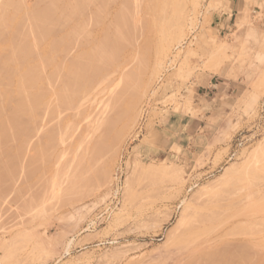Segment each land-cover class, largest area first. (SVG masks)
<instances>
[{"label":"rangeland","instance_id":"374dc122","mask_svg":"<svg viewBox=\"0 0 264 264\" xmlns=\"http://www.w3.org/2000/svg\"><path fill=\"white\" fill-rule=\"evenodd\" d=\"M1 1L0 6L6 3L4 7L8 8V17L1 16L0 11L1 19L5 20L14 16L10 15L16 6L26 16L24 12L29 10L39 13L40 7L43 12L50 4L48 2H51L19 0L17 3L18 0H9L16 4L11 3L14 6L11 9L8 0ZM62 1L56 7L59 10L57 18L63 15L62 23L70 18L69 9L63 8L71 5L72 8L77 5L79 9L85 5V8L69 19L71 22L67 20L70 24L61 27L56 37L64 38L63 35L69 34V28L72 29L76 22L75 26L81 23L86 29L85 32L83 27L74 29L76 32L79 28L83 29L79 32L84 37L80 33L76 34L74 40L77 41L71 40V34L68 37L72 46L70 49L68 44L69 55H63L67 51L64 47L66 43L56 49L57 52L54 51L57 62L62 59L61 63L66 62L68 66L85 49H92L93 43L95 46V42L102 38L104 30L114 28L117 13L127 16V23L135 24L132 25L136 31L130 27L136 33L131 34L133 39L135 37V44L130 40L134 48L127 45L124 54L121 53L117 59L119 66L116 63L109 66V70L105 69L101 76L103 79L99 76L87 92L81 93L78 100L75 99L70 110L69 107L64 109L65 106L63 109L58 108L56 95L50 96L49 102L53 97V104L50 102L47 108L53 109L51 105L56 103L54 108H58L59 113L55 112L58 118L52 115L55 121L51 120L48 125L52 116L47 114L49 109L42 108L44 110L40 111L39 116L43 117H38L39 123L36 121L37 125H33L37 131L35 135L42 134L26 139V144L29 143L27 148L25 143L21 145L25 144L24 148H20L21 140L9 143L13 150L19 147L22 153L25 151V155L19 152L21 157L25 159L30 156L31 161V158L40 154L36 153L39 147L44 152L43 144L51 142L52 138L46 142L47 138L43 134L49 131L53 134L52 131H55L56 137L50 144L54 145H49L51 149L47 146L51 156L45 152L49 160L48 157L44 160V155L41 157L46 164L43 165L41 159L42 163L38 164L37 157L33 158L36 164L31 162L35 167L38 166L32 167V171L35 168L32 175L31 170L24 171L29 164L32 166L31 163L25 165L28 159L20 157L24 161L19 162L22 163L20 167L24 169L21 170L24 176L18 164L15 166L18 172L16 170L13 173L17 174L16 178L11 177L16 181V184L12 181L13 189L10 190L11 184L8 185L11 178L6 180L8 183L4 180L5 183L0 184L2 189L10 191L7 194L0 191V264H182L186 258L178 254L169 239L182 230L179 222L185 205L193 203L192 200L205 192V188L206 192L217 188L220 190L229 185L225 186L227 182L234 181L235 184L243 183L240 185L242 191L238 185H234L238 190L233 188L237 193L241 191L239 198L235 192H230L238 198L234 199L237 203L241 201L236 209L247 210L243 211V214L246 212L247 220L245 229L244 225L242 228L244 232L240 231V234H244L247 229L246 232L252 234H247L248 237H245L246 234L230 237L232 243L228 247L236 246V249L239 246L240 249L239 240L242 239L244 247L247 245L249 249H245L246 255H250L249 261L252 263L257 260L253 263L263 264L264 0H150L151 3L149 0H104L103 3V0H88L91 6L83 0L85 4L81 3V7L77 4L80 0H69L70 4L66 3L67 0ZM72 1L77 2L74 4ZM175 6H178L177 10ZM83 13V18L79 17L78 21V16ZM160 23H163V27ZM170 23H173V27ZM166 30H169L168 33ZM162 36H165L164 42L160 41ZM78 42L84 44L78 46ZM51 54L55 55L53 51ZM70 55L71 58L76 57L75 60L68 58ZM62 64L64 68L60 70H65ZM51 71L53 68L48 66L45 74ZM55 78L59 80H55V83L52 81L53 90L59 89L63 79ZM126 79L130 82L133 80L130 84L134 87L129 85L125 88ZM51 87L49 84L44 88L51 91ZM48 115L50 118L47 122L45 117ZM111 119H117L114 125ZM58 120L62 121L61 124ZM29 134L31 137L32 132ZM35 139L40 140L37 143ZM34 140L36 143H32ZM32 144L36 146L31 147ZM30 147L35 149L31 150ZM33 151L35 156H31ZM246 173L252 175L251 178ZM238 177L242 180L237 181ZM252 192L257 193H254L255 201L249 199L251 194L253 196ZM250 200L252 204H248ZM253 212L255 217L252 216ZM248 217L253 219L249 221ZM257 220L262 221L256 225ZM258 228L263 231L259 233ZM259 239L260 242H256ZM201 261L198 259L195 262L194 259V264Z\"/></svg>","mask_w":264,"mask_h":264},{"label":"bare ground","instance_id":"6f19581e","mask_svg":"<svg viewBox=\"0 0 264 264\" xmlns=\"http://www.w3.org/2000/svg\"><path fill=\"white\" fill-rule=\"evenodd\" d=\"M4 1V0H3ZM9 1V0H8ZM10 1H12V0H10ZM7 2V0L5 1V2H7V3H10V4H8V6L9 5H11V3H14V1L13 2ZM21 1V0H20ZM60 1V0H59ZM58 0H51V2H48V3H50V4H48V7L46 8V9H44V11H43V9H42V11L43 12H41V7L38 9V11H39V13L37 12V11H31L30 12V10L28 11V12H24V13H27V14H30V15H28L27 16V14H26V16L24 15V14H22V12H21V9H20V11L18 10L19 9V7L18 6H16L17 8H16V10H18L19 11V13H20V15H19V13H18V11L16 12V10L14 11V10H12L11 12H13V14L11 13V17H12V15H14L12 18H6V20H5V18H3V19H1V17H0V20L2 21V23H1V21H0V27H1V29L0 30H2L1 32H0V184L2 183V182H4V180L6 181H9V179L12 177V178H16L15 177V175H17V174H13L16 170H15V166L16 165H18L19 164V162H20V160H21V162L23 163L24 161H22V159L21 158H23L24 159V156L23 157H21V155L23 154V153H25V151H23L22 149L24 148V145L26 144V139H28V138H34L35 136H37V135H35V134H37V131H35L34 129H33V127L34 126H36L37 124H36V121L39 119L38 117H41V116H39V113H40V111L41 110H44V109H42V108H46V109H49V108H47V106L49 107L50 105H48L50 102L53 104V101H52V99H54L53 97L51 98V101L49 102V99H50V96H52V95H56V97H55V101L58 103V108H60V109H63L64 108V106H65V108L64 109H66V107H69V110H70V105L72 106V105H74L73 104V102L75 101V99H77L78 100V98H79V95L82 93L83 94V92L85 91V92H87V89L88 88H90V86H91V84L95 81V80H97L98 79V77L100 76H102L103 77V75L104 74H102L103 73V71L106 69V71H107V69L109 70V66H113V65H115L117 62H119L117 59H118V57L120 56V54L122 53V54H124L123 53V50L125 49V48H127L128 46L127 45H129V47L131 48L132 47V41H133V43L135 44V42H134V39H135V37H134V39H133V35H131V34H133L134 33V35H136V33H135V31H136V29H135V26L133 27V25H135V24H131L130 22H128L127 23V20L125 19L126 17L123 15V14H121L120 15V13H117V15H118V17H117V21L115 22V23H113V29H106V31L104 32L103 31V36H101L102 38H100L97 42H95V46H94V43H93V48L92 47H90V48H92V49H89V51H86L87 49H85V51H83L82 53H81V55H79L78 53H76V54H78L79 56V59H78V57L76 58V57H74V58H76V60L74 59V58H71L72 56L70 55V57H68V58H71V59H74L75 61H73L72 60V63H68V66H67V64H65V63H63L64 65H65V70H62L64 67L63 66H61V62H63L62 61V59L60 60V62H57V59H56V53L54 52L56 49L58 50L59 49V47H62V46H64V44H65V50H67L66 51V53L68 52L69 53V51H68V49L70 48H67L68 47V44L71 46V44H70V42H69V39H68V37L70 36L71 37V35H72V37H71V40L72 41H77V40H74L75 38V35L77 34V35H80L81 33L79 32V30H83V29H80L81 27H83V25H81V23L79 24L78 23V26H75V25H77L76 23H75V25H74V27L71 29V28H69L70 30H71V32L68 34H66V35H63L64 36V38H65V36H67L66 37V39L68 40H65L62 36H60V37H56V33H57V31H59V29L61 28V27H67V25L68 24H70V23H68V21L69 22H71L70 20H71V18L73 17V16H75V15H78V14H80V11L79 10H83L84 8H85V3L83 2V0H82V2H81V0L80 1H78V6H80V4L82 3H84L83 5L81 4V6H83V8L82 9H79V7L77 8V5H73V6H76V8H72V5H71V7H69L68 6V8H63L64 10L66 9V10H68L69 9V11H67V12H69V14H68V16H70V18H66V23L65 22H61L62 21V19H61V16H63V15H61L60 16V19L59 18H57V12H59V10L56 8V7H58V3H61V1L59 2ZM85 1H87V4L89 3L88 2V0H85ZM95 1H99V0H95ZM114 1V0H113ZM150 1V0H149ZM160 1V0H159ZM165 1V0H164ZM17 3L19 2V0L18 1H16ZM24 2H25V0H24ZM23 2V3H24ZM47 2V1H46ZM73 2V1H72ZM77 2V1H76ZM75 2V3H76ZM80 2V3H79ZM102 3L104 2V0L103 1H101ZM109 2V1H108ZM111 2V1H110ZM21 3V2H20ZM19 3V4H20ZM57 3V4H56ZM62 3H63V5H64V2L62 1ZM61 3V4H62ZM66 3H69L70 4V2H69V0H67V2ZM74 3V2H73ZM74 3V4H75ZM105 3H107L106 1H105ZM104 3V5L106 6L107 4H105ZM150 3H151V1H150ZM158 3V2H157ZM162 3V2H161ZM164 3V2H163ZM166 3V2H165ZM177 3V2H176ZM176 3L174 4V5H176ZM0 4H2V1L0 2ZM44 4V3H43ZM46 4V3H45ZM90 4V3H89ZM111 4H113V3H111ZM12 5H16L15 3L14 4H12ZM11 5V6H12ZM23 5V4H22ZM27 4H24V6H26ZM35 5H37V3L35 4ZM50 5V6H49ZM92 4H90V6H91ZM156 5V4H155ZM165 5V4H164ZM173 5V6H174ZM180 5V4H179ZM2 6V5H1ZM0 6V8H2L0 11H1V16H4V17H6L7 15H9V14H6V9H8V8H5L4 6H7V4L5 3L2 7ZM62 6V5H61ZM65 6V5H64ZM66 6H67V4H66ZM80 6V7H81ZM86 6H88V5H86ZM94 6V5H93ZM96 6V5H95ZM98 6V5H97ZM96 6V7H97ZM102 6V5H101ZM161 6V5H160ZM14 6H12V7H10L9 6V8H13ZM21 7V6H20ZM37 7V6H36ZM99 7V6H98ZM103 7V6H102ZM151 7V6H150ZM154 7H156L157 8V6H154ZM163 7H165V6H163ZM167 7V6H166ZM176 7V6H175ZM178 7V6H177ZM177 7L176 8H174V9H176L177 10ZM26 8V7H25ZM24 8V9H25ZM59 8H61L60 6H59ZM5 9V10H4ZM14 9V8H13ZM37 9H35V10H37ZM100 9V8H99ZM123 9V8H122ZM166 8H164V10H165ZM86 10V9H85ZM84 10V11H85ZM87 10H88V8H87ZM101 10V9H100ZM153 10H154V8H153ZM161 10V9H160ZM163 10V11H164ZM3 11H5V14H3L2 15V13H3ZM96 11V10H95ZM94 11V15H95V18H97L96 17V12ZM103 11V10H102ZM7 12H9V11H7ZM61 12H64V11H62L61 10ZM83 12V11H82ZM81 12V13H82ZM161 12V11H160ZM179 12V11H178ZM65 13H66V11H65ZM78 13V14H77ZM102 13V12H101ZM100 13V14H101ZM104 13V12H103ZM16 14V15H15ZM128 14V13H127ZM163 14V13H162ZM60 15V14H59ZM83 15H84V13L83 14H81V16H78V21H79V17H82L83 18ZM91 15L93 16V13H91ZM102 15V14H101ZM120 15V16H119ZM67 16V15H66ZM86 16H88V15H86ZM99 16V15H98ZM8 17V16H7ZM59 17V16H58ZM65 17V16H64ZM64 17H63V21H64ZM100 17V16H99ZM77 18V17H76ZM75 18V19H76ZM88 18H89V16H88ZM87 18V19H88ZM95 18H94V16H93V19L95 20ZM116 18V17H115ZM119 18V19H118ZM129 18V17H128ZM70 19V20H69ZM98 19V18H97ZM96 19V20H97ZM59 20V21H58ZM68 20V21H67ZM83 20H85V19H83ZM89 20V19H88ZM88 20H86L85 22H87ZM115 20V19H114ZM73 21V20H72ZM92 21V20H91ZM99 21V20H98ZM101 21V20H100ZM81 22V21H80ZM94 22V21H93ZM120 22V23H119ZM68 23V24H67ZM73 23V22H72ZM96 23V25H97V22H95ZM65 24H67V25H65ZM82 24H84V22L82 23ZM85 24H87V23H85ZM84 24V25H85ZM146 24V23H145ZM144 24V25H145ZM161 25L163 24V23H160ZM169 24V23H168ZM171 25V27H173V23H170ZM175 24V23H174ZM88 25H89V23H88ZM93 25V24H92ZM95 25V26H96ZM157 25H158V23H157ZM178 25V24H177ZM141 26H142V24H141ZM165 26V25H164ZM64 27V28H65ZM78 27H80L79 29H78V31L76 32V30H77V28ZM92 27V26H91ZM107 27V26H106ZM108 27H109V24H108ZM133 28L134 30H132L131 28ZM144 26H142V29L144 30V28H143ZM146 27V26H145ZM162 27H163V25H162ZM161 27V28H162ZM177 27V26H176ZM63 28V29H64ZM84 28V32H85V29H86V27L84 26L83 27ZM93 28H94V26H93ZM148 28V27H147ZM166 28H167V26H166ZM168 28H170V27H168ZM74 29H76V30H74ZM91 29V28H90ZM158 29V28H157ZM65 30V29H64ZM73 30L75 31L74 33H73ZM95 30V29H94ZM132 30V31H131ZM155 30V29H154ZM170 30H171V28H170ZM62 31V30H61ZM60 31V32H61ZM89 31V30H88ZM88 31H86V32H88ZM149 31V30H148ZM162 30H160V32H161ZM165 31V30H164ZM167 31V33H168V31L169 30H166ZM132 32V33H131ZM171 32V31H170ZM63 33V32H62ZM78 33H80V34H78ZM89 34L91 33V32H88ZM88 33H84V34H87L88 35ZM149 33V32H148ZM155 33V32H154ZM166 33V32H165ZM61 34V33H60ZM71 34V35H70ZM73 34H74V36H73ZM164 34V33H163ZM162 34V35H163ZM55 35V36H54ZM102 35V34H101ZM83 36V34H81V37ZM161 36V35H160ZM69 37V38H70ZM76 37H78V36H76ZM80 37V38H81ZM84 37V36H83ZM96 37V36H95ZM164 37L165 36H162V39H160V41L161 40H163L162 42H164ZM86 38V37H85ZM131 38V39H130ZM78 39V38H77ZM70 40V41H71ZM83 40V39H82ZM97 40V39H96ZM130 40H132V41H130ZM80 41H81V39H80ZM87 41H88V39H87ZM91 41V40H90ZM93 41V40H92ZM83 42H86L85 40L83 41ZM94 42V41H93ZM130 42V44H128ZM80 44H84V43H79L78 42V46H80ZM88 44V43H87ZM133 44V45H134ZM162 44V43H161ZM131 45V46H130ZM143 45V44H142ZM77 46V47H78ZM83 46H86V44L85 45H83ZM64 47H63V49H64ZM74 48H76V46L74 47ZM78 48H80V47H78ZM85 48V47H84ZM132 48H134V47H132ZM37 49H38V51H37ZM63 49L61 50V51H63ZM70 49H72V46H71V48ZM69 49V50H70ZM77 49V48H76ZM147 49V48H146ZM57 50H56V52H57ZM64 50V51H65ZM39 51H41V52H39ZM52 51H53V53L55 54V55H52L51 53H52ZM63 51V52H64ZM75 51V50H74ZM138 51V50H137ZM143 51V50H142ZM150 51V50H149ZM63 52H62V54H63ZM145 52H147L146 50H145ZM65 53V54H66ZM63 54L64 56H67V55H69V54ZM58 54H60V55H62L61 53H58ZM58 54H57V56H58ZM145 54V53H144ZM140 55V54H139ZM77 56V55H76ZM121 57H123V56H121ZM62 58H63V56H62ZM65 58V57H64ZM120 58V57H119ZM59 59V58H58ZM145 59V58H144ZM68 61H71L70 59L68 60ZM143 62V61H142ZM147 62V61H146ZM145 62V63H146ZM59 63H61V64H59ZM62 64V65H63ZM120 64V63H119ZM122 64V63H121ZM60 65V66H59ZM52 67L53 68V71H51L49 74H45V69H46V67ZM106 66H108V68L106 67ZM116 66H119L118 65V63H117V65ZM61 67H63L61 70H60V68ZM111 68H113V67H111ZM117 69H118V67H117ZM116 69V70H117ZM63 71V72H62ZM115 71V70H114ZM113 71V72H114ZM104 73H106V72H104ZM133 74V73H132ZM131 74V75H132ZM106 75V74H105ZM131 75H129V76H131ZM55 77H60V79L61 78H63V79H61V86H58V88L59 89H57V90H53L52 88L53 87H51V84L53 85V83H55V80H57L58 78H55ZM101 77V78H102ZM126 78H128L127 76H126ZM130 78V77H129ZM128 78V79H129ZM103 79V78H102ZM54 80V82L52 83V81ZM59 80V79H58ZM125 80V79H124ZM127 80V79H126ZM130 80V79H129ZM128 81V80H127ZM132 81L133 80H131V82L130 81H128L127 82V84H126V82H125V88H127L126 86H128L129 87V85H131L130 83H132ZM58 82H56V84H57ZM134 83V82H133ZM49 84H50V87H51V89L53 90H51L50 91V89H47V91H46V88H44L46 85H48L49 86ZM94 84V83H93ZM92 84V85H93ZM135 84V83H134ZM57 85H60L59 83L57 84ZM57 85L55 86V89H56V87H57ZM132 87H134V85L132 84L131 85ZM130 86V87H131ZM131 87V88H132ZM49 88V87H48ZM91 91V90H90ZM84 92V93H85ZM81 97V96H80ZM76 100V101H77ZM59 101H60V103H59ZM78 102V101H77ZM54 104V105H55ZM54 105H51L52 106V108L53 109H49L48 111L49 112H47V114L49 113V115H53V116H55V118L57 117V115H55V112H57L58 110V108H54ZM59 105H60V107H59ZM62 105V106H61ZM131 105H133V104H131ZM45 106V107H44ZM63 107V108H62ZM74 108H75V106H73ZM84 107V106H83ZM68 109V108H67ZM51 110H53V111H51ZM55 110V111H54ZM68 110V111H69ZM73 110V109H72ZM71 110V111H72ZM45 112V111H44ZM50 112H52V113H50ZM65 112V111H64ZM57 113H59V111L57 112ZM66 113H68V112H66ZM83 113V112H82ZM41 114H43V113H41ZM40 114V115H41ZM46 116L45 118H47V119H45V120H47V122H48V118H50V116ZM78 115V114H77ZM83 115V114H82ZM53 116L51 117V118H53ZM43 117V116H42ZM41 117V118H42ZM62 117H64V116H62ZM80 117V116H79ZM40 118V119H41ZM50 118V120H49V124L48 125H50V121L51 120H54L55 118H53V119H51ZM58 118V117H57ZM86 118V117H85ZM87 119V118H86ZM62 120V119H61ZM114 120L115 119H113V121H112V119L110 120V121H112L111 122V124L114 122ZM117 120V119H116ZM115 120V121H116ZM38 121H40V120H38ZM37 121V122H38ZM55 121V120H54ZM57 122H59V120L57 121ZM60 122H62V121H60ZM59 122V123H60ZM39 123V122H38ZM40 123H42V120H41V122ZM44 123V122H43ZM52 123H53V121H52ZM55 123V122H54ZM115 123V122H114ZM114 123H113V125H114ZM34 124H36V125H34ZM61 124V123H60ZM108 124H109V122H108ZM34 125V126H33ZM38 126H40V124L38 125ZM46 126V125H45ZM60 126V125H59ZM110 127H112V125H110ZM114 127V126H113ZM46 128V127H45ZM44 128V129H45ZM48 128V127H47ZM52 128V127H51ZM32 129V130H31ZM37 129H39L38 127H37ZM54 129V128H53ZM56 129H57V127H56ZM111 129V128H110ZM33 130H34V132H36V133H34L33 132ZM43 130V129H42ZM46 130V129H45ZM44 130V131H45ZM48 130H49V128H48ZM58 130V129H57ZM39 131V130H38ZM30 132H32V134H34V135H32L31 134V137H30ZM40 132H43V131H40ZM48 132V131H47ZM53 132V134L52 133H50V131L48 132V133H50L49 134V136L45 133V134H43L46 138H47V140H46V142L48 141V139H50V138H52L51 139V142H52V140H54V138L56 137L55 135H54V130L52 131ZM59 132V131H58ZM42 133H40V135H41ZM57 134V133H56ZM29 135V136H28ZM40 135H39V133H38V136L37 137H40ZM50 135H52V136H50ZM32 136H34V137H32ZM57 136H58V134H57ZM44 138V137H43ZM43 138H41V139H43ZM19 140H21L22 142H20ZM24 140V141H23ZM36 140V139H35ZM35 140H34V142H32V143H38V140H40V139H37L36 140V142H35ZM11 141H15V143L17 142V141H19L20 142V148L21 147H23L21 150L23 151V153L20 151V149H19V147H18V149H16V150H13L12 149V147H10L9 146V143L11 142ZM31 141H33V140H31ZM42 141V140H41ZM50 141V140H49ZM29 142V141H28ZM51 142H48V143H46V145H44L43 144V148H45V149H43L44 150V152L42 151H40V147H39V151L37 150L36 151V153L38 152V153H40L39 155H37V156H35V154H34V152L35 151H33V154H31V156H35V157H37V158H35V157H33V158H35V159H37L36 160V162L39 164H41L42 162H43V165L44 164H46V163H44V160H46L47 159V157L48 156H46V155H48V154H46V153H49V152H47V150L48 151H50V146H53V145H50L51 144ZM55 142V141H54ZM23 143H25L23 146H21ZM53 143V142H52ZM56 144V143H55ZM16 145V144H15ZM18 145V146H19ZM27 145H29V143L28 144H26V146H25V148H27L28 146ZM35 144H32L31 145V147L32 146H34ZM38 145V144H37ZM50 145V146H49ZM17 146V145H16ZM36 146V145H35ZM47 146H49V148L47 149ZM30 147V148H31ZM14 148V147H13ZM17 148V147H16ZM33 149H35V147L33 148ZM32 148H31V150H33ZM30 151V150H29ZM22 153L21 155H20V153ZM46 152V153H45ZM18 153H19V155H18ZM37 153V154H38ZM29 154V153H28ZM53 154V153H52ZM18 155V159H16V157L15 156H17ZM23 155H25V154H23ZM42 155H44V160L41 158V157H43ZM49 155H50V153H49ZM51 156V155H50ZM10 157V158H9ZM15 157V158H14ZM21 157V158H20ZM29 158H30V156H28ZM40 157V158H39ZM6 158V159H5ZM29 158H27V157H25V159L24 160H27L26 161V163H24L25 165L29 162V163H31V165L32 166H30V164L28 165L29 167H26L25 168V166H24V164H23V166H24V168H25V170L24 171H26V170H31V169H33L32 167H35V164H36V162H35V159H34V161H32L33 160V158H31V161L32 162H34V163H32L30 160H29ZM51 158V157H50ZM42 160V162H41V160ZM19 160V161H18ZM47 160H49V157H48V159ZM17 162L18 161V163H14V162ZM45 162H50V161H45ZM14 163V164H13ZM22 163H20L19 164V171H21L22 169H21V167H22ZM34 164V165H33ZM247 165V164H246ZM13 166V167H12ZM21 166V167H20ZM38 166V165H37ZM36 166V167H37ZM35 167V168H36ZM42 167V166H41ZM13 168H14V171H13ZM28 168V169H27ZM30 168V169H29ZM35 168H34V170L33 171H35ZM39 168V167H38ZM243 168V167H242ZM249 168V167H248ZM247 168V169H248ZM251 168V167H250ZM246 169V170H247ZM253 169V168H252ZM40 170V169H39ZM257 170V169H256ZM11 171H13L12 172V174H13V176H11L12 174H11ZM32 170H31V174L33 175L35 172H33ZM235 171V170H234ZM234 171H232V174H233V172ZM238 171V170H237ZM254 171V170H253ZM258 171V170H257ZM256 171V172H257ZM16 172H18V170L16 171ZM38 172V171H37ZM239 172V171H238ZM255 172V173H256ZM20 173H24V172H20ZM235 173V172H234ZM240 173V172H239ZM244 173H245V171H244ZM243 173V174H244ZM255 173H253V174H255ZM259 173V172H258ZM11 174V175H10ZM30 174V175H31ZM229 174V173H228ZM230 174H231V171H230ZM236 174V173H235ZM246 174H248L249 175V173H246ZM250 174H251V172H250ZM257 174V173H256ZM10 175V176H9ZM18 175H19V173H18ZM29 175V174H28ZM31 175V176H32ZM237 176H238V174H236ZM235 175V176H236ZM248 175H246V176H248ZM258 175V174H257ZM261 175V174H260ZM22 176H24V174L22 175ZM26 176V175H25ZM232 176V175H231ZM250 176V175H249ZM252 176V175H251ZM251 176L249 177V178H251ZM228 177H230V176H228ZM258 177V176H257ZM257 177H253V178H257ZM9 178V179H8ZM10 179L11 181H10V183H8L7 181V183H8V185L9 184H11V186H10V190L11 189H13V188H11V187H13V182L12 181H14V183L16 184V181L14 180V179ZM28 178H30V176L29 177H27V179ZM231 178V177H230ZM233 178V177H232ZM236 178V177H235ZM248 178V177H247ZM19 179V178H18ZM228 180H229V178H227ZM226 179V180H227ZM234 179V178H233ZM238 179V180H237ZM236 180L237 181H241L242 180V178H240L241 180H239V177L237 178ZM245 179V178H244ZM18 181V180H17ZM21 181V180H20ZM223 181H224V179H223ZM233 181V180H232ZM12 182V183H11ZM222 182V181H221ZM235 182V181H234ZM226 183L225 184V186L227 185V184H229L226 188L225 187H221V189L219 190V188H217L216 190H213V191H208V192H206V188L204 189L205 190V192L203 191V192H201L202 194H200L199 193V197L197 196V199L195 200H192V201H194L193 203L191 202V203H189V202H187V203H189V204H186L185 205V208H184V212H183V216H181V221L179 222L180 223V227H182V230L181 231H179V234H177V235H174L173 237H172V239H169L170 240V245L178 252V254H181L184 258H186V260L184 261V259L182 260L183 262H182V264L184 263V264H187V262L189 263V264H191L192 262V264H194L195 262H197V260L199 259V262H200V260H202L201 261V263L202 264H254V263H256L257 262V260H255V261H253L252 263H251V261H249L250 260V258H248V255L249 254H247L246 255V253H247V251L246 250H249V249H247L246 248V246L244 247V242H243V240L241 239V240H239V242H240V244H238V245H240L241 247H240V249L237 247L236 249H235V247H234V249H232L231 247L229 248L228 247V244L230 245L232 242H230L231 241V239H230V237H232V236H234L235 237V235L236 236H240L241 234V232L240 231H242V233L244 232L243 230H242V228H243V225L246 223L245 222V220H247L246 218H247V216H246V212L244 213L245 214V216H244V214H243V211H247L246 210V208H245V210H239V209H236V206H237V204L238 203H240L241 201L239 200V202L237 203V200L235 201L234 199H236L235 198V196H232V194L234 195V193H230L231 191H233V192H235V194H237L238 195V198H239V196H241V195H239V193H241V186L240 185H243V183L241 184L240 182V184H238V182H236L237 184H235V183ZM245 182V181H244ZM256 182H258V181H256ZM5 183V182H4ZM3 183V185H5ZM18 183H20V182H18ZM17 183V184H18ZM223 183V182H222ZM247 183V182H246ZM246 183H244V184H246ZM259 183V182H258ZM257 183V184H258ZM217 184V183H216ZM219 184V183H218ZM221 184V183H220ZM219 184V185H220ZM20 185V184H19ZM218 185V186H219ZM224 185V184H223ZM233 185V187H231V186ZM234 185H238V187H240V192L239 193H237L236 192V190H238V189H236V186H234ZM250 185V184H249ZM253 185V184H252ZM251 185V186H252ZM15 186V185H14ZM208 186V185H207ZM217 186V187H218ZM222 186V185H221ZM254 186V185H253ZM17 187V186H16ZM16 187H15V189H16ZM211 186H209L208 187V189L210 188ZM230 187L232 188V190L230 189ZM237 187V188H238ZM4 188H6V187H4ZM21 188V187H20ZM19 188V189H20ZM213 188H215L214 186H213ZM233 188H235V189H233ZM0 191H5V189H2V186L0 185ZM18 189V191H21V190H19ZM243 189V188H242ZM6 190H8L7 188H6ZM211 190H212V188H211ZM235 190V191H234ZM248 190V189H247ZM253 190H254V188H253ZM2 191V192H3ZM244 191V190H243ZM6 192H10V191H5V194H7ZM16 192H17V190H16ZM199 192V191H198ZM251 193V192H250ZM253 193V192H252ZM256 195H257V193L256 192H254ZM254 193H253V196H252V194L250 195L249 193V197H248V195L246 196V197H248L249 199H251V200H256V199H254L253 197H256V196H254ZM10 194V193H9ZM13 194H15V191L12 193V195ZM17 194V193H16ZM20 194V193H19ZM198 194V193H197ZM263 194V193H262ZM3 195H4V193H3ZM264 195H262V197H263ZM0 197H1V195H0ZM13 197V196H12ZM14 197H16V195H14ZM234 197V198H233ZM246 197H245V199H246ZM252 197V198H251ZM258 197H259V195H258ZM4 198V197H3ZM11 198V197H10ZM237 198V199H238ZM247 198V199H248ZM260 199H261V194H260V197H259ZM241 199V198H240ZM248 199V200H249ZM260 199H258V200H260ZM241 200H243L244 201V199H241ZM250 200V201H251ZM258 200H257V202H258ZM261 201H262V203H261V206H262V204H264L263 202H264V198L263 199H261ZM260 201V202H261ZM252 202L253 201H251V202H249L248 204H252ZM260 202H259V204H260ZM235 203H236V205H235ZM255 204V203H254ZM257 204V203H256ZM255 204V205H256ZM258 204V206L260 207V205ZM255 205H253V207L255 206ZM251 206V205H250ZM244 207V206H243ZM242 207V208H243ZM251 208V207H250ZM258 210H260V208H258V207H256ZM241 209V208H240ZM255 209V208H254ZM256 209V210H257ZM262 209H263V207H262ZM239 210V211H238ZM255 210V211H256ZM254 211V212H255ZM262 211H264V210H262ZM252 212V211H251ZM254 212H253V217H255L254 216ZM260 212H261V210H260ZM249 213V212H248ZM256 213V212H255ZM259 213V212H258ZM262 214H264V212H261ZM250 214V213H249ZM249 214H247V215H249ZM257 215V214H256ZM259 215H261V214H259ZM250 216V215H249ZM262 216V215H261ZM264 216V215H263ZM252 218V217H251ZM251 218L249 219V217H248V219H249V221L251 220ZM253 219V218H252ZM260 219V218H259ZM255 221H256V219H255ZM260 221V220H259ZM258 220H257V223H256V225L258 224V222H259ZM262 221V220H261ZM260 221V222H261ZM250 223V222H249ZM249 223H247V224H249ZM252 223V222H251ZM250 223V224H251ZM254 223V222H253ZM264 223V222H263ZM247 224H246V226H247ZM262 224V223H261ZM253 225V224H252ZM255 225V224H254ZM259 225H260V223H259ZM264 225V224H263ZM250 226V225H249ZM251 227V226H250ZM253 227V226H252ZM247 228H249V227H247ZM257 228V227H256ZM263 228V227H262ZM244 229H245V225H244ZM259 229V228H258ZM258 229H256V230H258ZM180 230V229H179ZM248 230V229H247ZM247 230H245V233L244 234H242L241 236H244L245 234V237H248V235H250V234H252L251 232L248 234L246 231ZM250 230V229H249ZM253 230L255 231V228H253ZM252 230V231H253ZM253 231V232H254ZM260 231H263L262 229H259V233H260ZM249 232V231H248ZM255 232H257V231H255ZM254 232V233H255ZM264 232V231H263ZM262 232V233H263ZM262 233L260 234L261 236H262ZM248 234V235H247ZM257 234V233H256ZM254 235V234H253ZM259 235V236H260ZM264 235V234H263ZM255 236V235H254ZM234 237H232V238H234ZM251 237V236H250ZM255 237H257V236H255ZM252 238H254L253 236H252ZM261 239H263V238H261ZM261 239H259L258 241L256 240V242H260V240ZM169 243V242H168ZM247 242H245V244H246ZM248 245H249V243H247ZM232 245H234V244H232ZM250 245H252V244H250ZM255 245V244H254ZM259 246V245H258ZM230 249H228V248ZM250 247V246H249ZM257 247V246H256ZM250 248H253V246L252 247H250ZM259 248V247H258ZM263 248V247H262ZM232 249V250H231ZM238 249V250H237ZM246 249V250H245ZM257 249V248H256ZM260 251V250H259ZM250 252V251H249ZM260 254V253H259ZM261 254H262V252H261ZM249 257H250V255H249ZM188 258V259H187ZM259 258L261 259V257L259 256ZM190 259V260H189ZM191 259H192V262H190L191 261ZM194 259H195V262H194ZM260 259H259V261H260ZM177 261V260H176ZM264 261V260H263ZM201 263H199V264H201ZM178 264V263H177ZM180 264H181V262H180ZM198 264V263H197ZM261 264H262V262H261ZM263 264H264V262H263Z\"/></svg>","mask_w":264,"mask_h":264}]
</instances>
